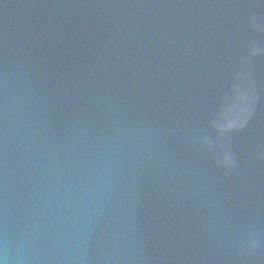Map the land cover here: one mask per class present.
<instances>
[{"label":"water","instance_id":"water-1","mask_svg":"<svg viewBox=\"0 0 264 264\" xmlns=\"http://www.w3.org/2000/svg\"><path fill=\"white\" fill-rule=\"evenodd\" d=\"M166 3L0 0V259L33 264L24 254L49 237L66 249L55 264H264V180L253 178L264 176V96L248 90L264 93V15L214 18L209 3L177 0L163 18ZM34 122L45 143L29 197L9 183L6 197L3 163ZM209 162L244 179L207 215L179 177ZM69 197L102 221L65 217L57 204ZM120 199L149 211L127 216Z\"/></svg>","mask_w":264,"mask_h":264},{"label":"clouds","instance_id":"clouds-1","mask_svg":"<svg viewBox=\"0 0 264 264\" xmlns=\"http://www.w3.org/2000/svg\"><path fill=\"white\" fill-rule=\"evenodd\" d=\"M262 3H264V0H261ZM260 247L259 243L257 242V240L253 237L252 242L248 245V252L254 253V249ZM0 264H8L7 259H0Z\"/></svg>","mask_w":264,"mask_h":264}]
</instances>
